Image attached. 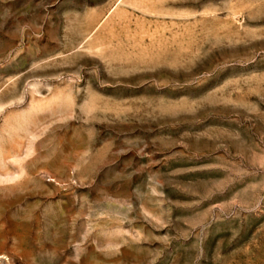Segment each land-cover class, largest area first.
I'll list each match as a JSON object with an SVG mask.
<instances>
[{
	"label": "rangeland",
	"instance_id": "obj_1",
	"mask_svg": "<svg viewBox=\"0 0 264 264\" xmlns=\"http://www.w3.org/2000/svg\"><path fill=\"white\" fill-rule=\"evenodd\" d=\"M0 264H264V0H0Z\"/></svg>",
	"mask_w": 264,
	"mask_h": 264
}]
</instances>
